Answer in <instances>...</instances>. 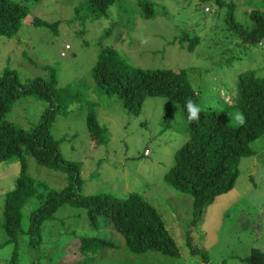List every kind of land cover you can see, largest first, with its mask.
Masks as SVG:
<instances>
[{"label": "rangeland", "instance_id": "1", "mask_svg": "<svg viewBox=\"0 0 264 264\" xmlns=\"http://www.w3.org/2000/svg\"><path fill=\"white\" fill-rule=\"evenodd\" d=\"M223 1L220 5L216 0H116L105 14L97 15L88 0H44L35 5L30 0L33 9L20 32L11 39L0 37V75L8 68L27 83L36 77L49 80V70H55L57 86L72 85L82 97L68 107L64 102L67 110L57 111L52 125L63 157L80 164L81 191L141 195L161 214L180 251L179 256L158 251L139 254L122 243L121 248L87 257L86 264H205L202 251L211 264H250L243 258L253 249L264 251V136L251 143L257 155L241 158L232 190L216 197L194 220L191 195L176 192L164 180L177 150L190 137L179 104L169 105L167 117L168 100L149 97L141 113L133 115L116 93L100 88L93 77L104 45H114L131 67L184 68L193 86L201 90L199 105L229 107L230 123L239 125L234 115L241 113L228 102L237 97L239 73L254 70L264 76V40L249 43L240 28L252 26L249 14L264 12V0ZM146 2L152 3L153 16L144 15ZM36 16L59 25H35ZM194 36L199 41L190 49L188 38ZM47 106L46 101L26 94L15 101L7 119L32 130ZM92 108L107 128V142L90 138L87 114ZM24 156L32 177L57 189L67 185L63 169L40 164L29 153ZM20 168L18 157L0 163V264H79L84 255L74 239L96 235L86 210L63 204L42 233L32 237L26 231L31 211L40 204L36 198L22 208L18 257L12 261L15 245L5 243L1 218L4 196L15 187ZM100 219L108 224L106 216ZM192 248L200 252L193 253Z\"/></svg>", "mask_w": 264, "mask_h": 264}, {"label": "trees", "instance_id": "2", "mask_svg": "<svg viewBox=\"0 0 264 264\" xmlns=\"http://www.w3.org/2000/svg\"><path fill=\"white\" fill-rule=\"evenodd\" d=\"M29 1L0 0V37H15L33 9L31 4L44 3V0ZM115 1L88 0V7L93 13L102 15ZM216 1L220 5L225 3L223 0ZM142 7L145 16L154 15L151 2L142 4ZM249 17L252 26L240 28V31L249 43H262L264 12L252 10ZM229 20L232 25L235 24L233 15L229 16ZM33 23L47 27L59 25V22L51 23L39 16L34 17ZM188 39L190 49L199 41L198 36ZM44 68L49 70L48 66ZM49 71V80L36 77L27 83L21 82L16 72L8 68L0 75V163L18 157L21 164L15 187L4 196L1 218V227L6 233L5 243L15 245L12 261L18 257L22 208L31 198H36L40 203L29 217L26 232L32 237L42 233L46 221L63 204L86 210L96 235L74 239L84 255L77 260L79 264H86L87 257L95 258L99 251L121 248L122 243L134 253L158 251L179 256L180 251L169 235L161 214L141 195L123 197L110 193L85 194L81 191L83 179L80 164L63 157L59 148L60 140L52 134V125L56 112L66 107L64 102H67L68 107L69 102L82 97L72 85L58 87L55 70ZM93 77L100 88L108 93H116L133 115L141 113L149 97H164L168 100L165 108L167 117H170V104H179L190 137L177 150L175 162L165 172L164 180L176 192L191 195L194 220L216 197L232 190L239 174L241 158L257 155L251 143L264 136V76L254 70L239 73L237 97L228 100L232 102L231 107H238L243 117V123L237 126L230 123L229 107L199 105L201 90L193 86L184 68L131 67L114 45H104L100 47ZM26 94L48 103L42 121L32 130L7 119L15 101ZM188 100L201 107L197 121L187 120L185 103ZM92 103L88 101V104ZM87 126L90 138L97 143L107 142V128L99 123L93 108L87 114ZM24 153L32 155L40 164L63 169L68 174L67 185L57 189L32 177L28 173ZM101 216L109 219L108 224L100 219ZM103 225L107 228H103ZM101 231L106 234L102 235ZM32 242L36 243L37 240L33 238ZM71 247L74 246L70 244ZM191 250L193 253L200 252L197 248ZM200 253L205 264H211L208 254L204 251ZM243 260L250 264H264V251L253 249Z\"/></svg>", "mask_w": 264, "mask_h": 264}, {"label": "clouds", "instance_id": "3", "mask_svg": "<svg viewBox=\"0 0 264 264\" xmlns=\"http://www.w3.org/2000/svg\"><path fill=\"white\" fill-rule=\"evenodd\" d=\"M185 109L187 112L188 121L192 122V121H197L199 119L201 107L198 104L193 103L191 100H188L185 103ZM234 119L236 122L243 123V117L239 113H236L234 115Z\"/></svg>", "mask_w": 264, "mask_h": 264}, {"label": "built area", "instance_id": "4", "mask_svg": "<svg viewBox=\"0 0 264 264\" xmlns=\"http://www.w3.org/2000/svg\"><path fill=\"white\" fill-rule=\"evenodd\" d=\"M209 10H210L209 8H206V11H209ZM69 48H70V45L67 44L65 46V49H69ZM64 54H65V51L62 52V55H64Z\"/></svg>", "mask_w": 264, "mask_h": 264}]
</instances>
